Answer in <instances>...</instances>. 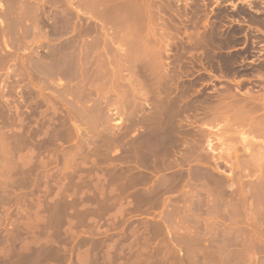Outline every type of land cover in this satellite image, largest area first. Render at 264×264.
<instances>
[{
  "label": "rangeland",
  "instance_id": "obj_1",
  "mask_svg": "<svg viewBox=\"0 0 264 264\" xmlns=\"http://www.w3.org/2000/svg\"><path fill=\"white\" fill-rule=\"evenodd\" d=\"M91 1L0 0V134L13 154L0 164V264H264V0H142L151 44L101 82L74 78L69 40L85 28L89 45L109 20L99 29L112 39L132 11ZM159 96L172 101L163 126L201 146L192 158L175 146L154 172L141 152L172 143L150 137Z\"/></svg>",
  "mask_w": 264,
  "mask_h": 264
},
{
  "label": "bare ground",
  "instance_id": "obj_2",
  "mask_svg": "<svg viewBox=\"0 0 264 264\" xmlns=\"http://www.w3.org/2000/svg\"><path fill=\"white\" fill-rule=\"evenodd\" d=\"M89 1H91V0H89ZM100 1H103V0H100ZM107 1V0H106ZM113 1L115 2V1H117V5H120V4H124L125 6H127L126 8H125V10L124 11H126V9H128L127 11L128 12H130V11H132V14H133V16H132V14L130 13H128V12H125V13H128V14H126V15H124V12L123 11H120L121 9H124V8H122V5H121V8H117V5L115 6V3H114V7H116L117 8V10L116 11H120L119 13H123V14H118L116 11H115V17L114 18H116V13L119 15V16H121V17H125V18H123V19H120L121 17H117L116 19H115V21H114V27H116L115 26V23H117V20H119L118 22H121V20H123L124 21V19H126L124 22H126L127 24H125V23H123V22H121V24H122V26H123V24H125V26H121L122 28H120V27H118L119 25V23H117V29H119V30H116L115 28H113L114 29V31H116L117 32V34H116V32H114L117 36L116 37H113L114 36V34H112V39L110 38H108V37H110L111 35H109L110 33H109V31L107 32V33H109L108 35H105V34H107V33H105L104 34V32H103V29H99V28H101V27H103L104 28V30L106 29V27H108V26H106L108 23H109V19L107 18V20H109L108 21V23H107V21H106V25H105V27L104 26H100L99 25V27L98 26H96V27H94L95 29H97L98 28V30H96L95 32L97 33V34H95L94 35V37L92 36V43L91 42H89V45H85V44H83L82 43V47L81 46H79V44H80V42H81V40L79 41L78 40V38L82 35L83 37H85L83 34H81L84 30H85V28H84V30L82 31V32H80V34H78V32L76 33V31L74 32L75 34L73 35V36H71V39L69 40L70 42H71V49H70V54H71V56L73 57V59H75V62H76V68H74V75H75V73H76V76L74 77V78H76V77H80V78H78V79H81V81H84V80H86L87 78H93V79H95L96 77H98V79L97 80H99L100 79V77H103V79H105V78H107L108 77V75H109V73H107L108 75H106V73H105V70H106V68H111L110 69V74L115 70V69H117V68H112V67H114V64L113 63H119V65L120 64H122V65H125V63L124 62H126V61H129L130 59H132V58H137L138 57V55L140 56V54L142 53V52H144V51H146L147 49H146V46H147V48L149 47L147 44H146V41H147V39H149V41H147V42H149L148 44H151L150 43V40H151V38H149V34L148 33H150V31L148 32V30H146V28H150L149 27V23H150V21H151V18H153V17H151V13L153 14V10H152V8H150V5L151 4H149V9L150 10H152L151 11V13H150V10L148 9V14H150V16L149 17H151V18H149L146 14H147V8L145 7V6H147L148 7V4L147 3H145L144 4V2L142 1V0H134V2L133 1H130L131 2V4H132V7L130 6V4H129V0L127 1V0H109V2H111V3H109V5L111 4L112 6H110V7H112L113 9H114V7H113ZM94 3H95V1H93ZM96 2H97V0H96ZM128 2V3H127ZM146 2V1H145ZM88 3V2H87ZM91 3H92V1H91ZM90 3V4H91ZM98 3V2H97ZM127 3V4H126ZM105 4L107 5V2H105ZM147 4V5H146ZM92 5H94L93 3H92ZM109 5L108 6H106V8H104V10L105 9H107L108 7H109ZM123 5V6H124ZM32 6H33V4H32ZM37 6V5H36ZM100 6V5H99ZM105 6V5H104ZM124 6V7H125ZM102 7V6H101ZM110 7L108 8V9H110ZM118 7H120V6H118ZM96 8V7H95ZM103 8V7H102ZM131 8V9H130ZM97 10H98V7L96 8ZM25 10H26V8H25ZM37 10V9H36ZM96 10V11H97ZM103 10V11H104ZM111 10V9H110ZM130 10V11H129ZM95 11V12H96ZM99 11H101V10H99ZM103 11H101V12H103ZM106 11H108V10H106ZM100 12V14L102 15V13ZM105 12V11H104ZM110 12H112V10L110 11ZM114 12V11H113ZM112 12V13H113ZM2 13H4V12H2ZM36 14V13H35ZM105 14H110V15H112L111 13H108V12H105ZM104 15V14H103ZM110 15H107L108 17L110 16ZM123 15V16H122ZM105 16L106 15H104V18H105ZM114 16V15H113ZM132 18H131V17ZM153 16V15H152ZM127 17H129V18H127ZM148 19H147V18ZM79 20V22H82L81 20V18H79V17H77ZM110 18V17H109ZM119 18V19H118ZM81 19V20H80ZM95 19H98V18H95ZM106 19V18H105ZM128 19H130V20H128ZM150 19V20H149ZM91 20V19H90ZM99 20V19H98ZM102 20V19H101ZM114 20V19H113ZM112 20V21H113ZM147 20H149L148 22H147ZM103 21V20H102ZM105 21V20H104ZM111 21V22H112ZM129 21H131V22H129ZM100 23H101V25H103V24H105L104 22H103V24H102V22L101 21H99ZM128 22H129V24H128ZM146 23H148L147 24V26L145 25ZM75 24H76V21H75ZM92 24H94V23H92ZM96 24V23H95ZM112 24V23H111ZM111 24H109V25H111ZM120 24V25H121ZM131 24V26H126V25H130ZM152 25H154V24H152ZM145 26H146V28H145ZM75 27V26H74ZM73 27V28H74ZM92 27V26H91ZM112 27V26H111ZM83 28V27H82ZM93 28V29H94ZM109 28H110V26H109ZM109 28H107L106 30H105V32L109 29ZM112 29V30H113ZM144 29L146 30V32H144ZM74 30V29H73ZM77 30V29H76ZM89 30V29H88ZM111 30V31H112ZM151 30V29H150ZM78 31V30H77ZM86 31V30H85ZM92 31H94V30H92ZM119 31V32H118ZM152 31V30H151ZM87 33H89L88 31H87ZM144 33H146V34H148V35H146V34H144ZM84 34H85V32H84ZM93 34H94V32H93ZM118 34H120V36L118 35ZM80 35V36H79ZM87 37L88 36H90V34L89 35H86ZM148 36V37H147ZM119 39H118V38ZM146 37H147V39H146ZM81 38V37H80ZM190 38V37H189ZM192 39V38H191ZM85 40V39H84ZM79 41V42H78ZM120 41H121V43L122 44H124V43H126L125 44V46L124 45H122L121 43H120ZM83 42H85V41H83ZM116 42H119V44L118 45H122V47L124 46L125 47V49H126V47L128 46V50L129 51H127V53L125 54V53H123V54H125V55H119V52L118 51H120L121 49H120V47H114V46H117V43ZM124 42V43H123ZM152 42V41H151ZM68 43V42H67ZM116 43V44H115ZM86 44H88V43H86ZM115 44V45H114ZM81 45V44H80ZM84 45V46H83ZM11 46V45H10ZM9 46V47H10ZM119 48L120 50H114V48ZM12 49V48H11ZM27 49V48H26ZM13 51H14V49H12ZM116 51V53H114ZM126 51V50H125ZM118 52V53H117ZM147 52V51H146ZM68 53V52H67ZM155 53V52H154ZM69 54V53H68ZM116 54V55H115ZM118 54V55H117ZM120 54H122V53H120ZM143 54V53H142ZM67 56V55H66ZM155 56V55H154ZM141 57V56H140ZM66 58H68V57H66ZM148 58V57H147ZM158 58V57H157ZM29 59V58H28ZM71 59V58H70ZM154 60V59H153ZM157 60V59H156ZM73 61V60H72ZM121 61H124L123 63H121ZM134 61V60H133ZM135 61H136V59H135ZM74 62V61H73ZM147 62V61H146ZM131 63V62H130ZM150 63V62H149ZM65 64V63H64ZM68 64V63H67ZM75 64V63H74ZM113 64V66H110V65H112ZM127 64V63H126ZM73 65V64H72ZM157 65V64H156ZM63 66V65H62ZM109 66V67H108ZM145 66V65H144ZM51 67V66H50ZM50 67H47V69L48 68H50ZM64 67V66H63ZM72 67V66H71ZM125 67V66H124ZM143 67V66H142ZM157 67V66H156ZM66 68V67H65ZM68 68V67H67ZM73 68V67H72ZM129 68H131V67H129ZM44 69H45V66H44ZM71 69V68H70ZM119 69V68H118ZM133 69V68H132ZM147 69V68H146ZM43 70V69H42ZM49 70V69H48ZM50 70H51V68H50ZM49 70V71H50ZM55 70V69H54ZM120 70H122V68L120 69ZM160 70V69H159ZM67 70L66 69H64V70H59L58 72L59 73H61V72H66ZM107 71V70H106ZM112 71V72H111ZM118 70H116V71H114L116 74L118 73L117 72ZM161 71V70H160ZM44 72V71H43ZM46 72H47V70H46ZM55 72V71H54ZM57 72V71H56ZM108 72H109V70H108ZM121 72V71H120ZM122 72H123V70H122ZM121 72V73H122ZM69 73H71V72H69ZM105 73V75L103 76V74ZM115 73H113V74H115ZM56 74V73H55ZM62 74V73H61ZM63 75V74H62ZM66 75V74H65ZM89 76V77H87V76ZM99 75H100V77H99ZM162 75V74H161ZM69 76V75H68ZM73 76V75H72ZM91 76V77H90ZM95 78H94V77ZM120 76H121V74H120ZM123 76V75H122ZM121 76V77H122ZM87 77V78H86ZM105 77V78H104ZM110 77H113L112 76V74L110 75ZM120 77V78H121ZM125 77V76H124ZM71 78V77H70ZM69 78V79H70ZM86 78V79H85ZM72 79V78H71ZM95 79V80H96ZM116 79H118V78H116ZM116 79H114V81L116 80ZM171 79V78H170ZM177 79V78H176ZM92 80V79H91ZM94 80V82L93 81H91V82H93L94 84H96V85H94V84H92V85H94V86H92L91 84H88V85H91V90H93L94 89V87L95 86H97V88L96 89H100V88H98V87H100V86H98L97 85V83H96V81ZM101 80V79H100ZM99 80V81H100ZM111 79H109V81H110ZM81 81H79V82H81ZM98 81V82H99ZM105 81V80H104ZM90 82V81H89ZM101 82V81H100ZM99 82V83H100ZM107 83H108V81H106ZM167 82V81H166ZM83 82H81V84H82ZM86 83V82H85ZM88 83V82H87ZM119 82H117L116 84H118ZM174 83V82H173ZM173 83H172V85H173ZM80 84V83H79ZM101 84V89H103L104 87H102V85L104 84L103 82L102 83H100ZM115 84V85H116ZM87 85V86H88ZM108 85V84H107ZM84 86V83H83V85L82 86H80V87H83ZM104 86V85H103ZM108 86H110V85H108ZM73 87V86H72ZM86 87V86H85ZM84 87V88H85ZM93 88V89H92ZM106 88H108L107 86H106ZM159 88H160V86H159ZM171 88V87H170ZM79 89V88H78ZM88 89V88H87ZM95 89V90H96ZM100 89V90H101ZM105 89V88H104ZM83 90V89H82ZM100 90H96V91H100ZM174 90V89H173ZM94 91V90H93ZM93 91H92V93H93ZM171 91H172V89H171ZM175 91V90H174ZM82 92V91H81ZM102 92V91H101ZM100 92V93H101ZM173 92V91H172ZM97 93V92H96ZM99 94V93H98ZM160 95V94H159ZM91 96V95H90ZM164 97H166V96H164ZM163 96H159V104L157 105V106H159V108L161 107V108H163V106L164 105H167V104H169V103H171L172 104V101L171 100H169V99H171V98H164ZM176 97V96H175ZM256 98V97H255ZM175 99V98H174ZM239 99V98H238ZM250 99H252V97L250 98ZM173 100V99H172ZM255 100V99H254ZM178 101L179 100H173V103L175 104V103H178ZM225 102V101H224ZM241 102V101H240ZM142 103V102H141ZM140 103V104H141ZM167 103V104H166ZM179 103H180V101H179ZM247 104V103H246ZM95 105H97V103L95 104ZM100 105H102V104H100ZM155 105V106H156ZM98 106V108H99V105H97ZM141 107V106H140ZM247 107V106H246ZM145 108V107H144ZM161 108H160V112H159V114L155 117V114L153 115L155 118H153L154 119V122H155V124H154V128H153V134H152V136H150V137H154L153 139H159V140H161L162 142L164 141V140H166V139H169L170 137L172 138V140L171 139H169V140H171L170 142H172V143H170L168 146H164V144H162L163 146H161V147H159V146H157V148L158 149H155V148H151V150H150V148L149 147H151V146H148V148L149 149H147V148H145V150H147V152H145V150L144 149H142V150H144L143 152H141L143 155H145L146 156V158H145V161H149L148 159H150V164H147L146 166L147 167H151V165L153 166V163L154 162H157V161H160L161 163L163 162V161H165L166 159H167V156H170V154H171V152H173V149H174V147L175 146H177V145H181V146H183V155L181 154V156H183V158H187V156H191V158H192V156L193 157H195L197 154H198V150L197 149H195V148H197V147H200L199 145L197 146V144L195 143V144H193V145H191V144H189L188 143V141H186V134L185 133H183L182 131V129L184 128H182V129H180V127H178V125H174V123H173V126H171V125H169L170 127H168L166 124H164V126H163V123L165 122L164 121V119H166L164 116L166 115V114H163V112L161 113ZM175 108V107H174ZM258 108V107H257ZM165 109H167V108H165ZM163 110H164V108H163ZM209 110V109H208ZM252 111V110H251ZM173 112V111H172ZM179 112V111H178ZM165 113V112H164ZM169 114V113H168ZM151 116H152V114H151ZM175 116V115H174ZM179 116V115H178ZM212 116V115H211ZM170 117V118H169ZM168 118V120H173L174 121V117L172 116H169ZM213 117V116H212ZM252 117V116H251ZM146 118V117H145ZM190 118V117H189ZM142 119V118H141ZM185 119V118H184ZM199 119V118H198ZM197 119V120H198ZM168 120H166V121H168ZM171 120L170 121H168L169 122V124L171 123ZM187 120V119H186ZM164 121V122H163ZM172 121V122H173ZM182 122V121H181ZM192 122L193 123H195L193 120H192ZM123 123V122H122ZM186 123V122H185ZM191 123V122H190ZM255 123V122H254ZM254 123H253V125H254ZM264 123V122H263ZM192 124V123H191ZM192 125H194V124H192ZM255 125H257V124H255ZM165 126H167L168 128H166ZM187 126V125H186ZM259 126V125H258ZM262 126H264V125H262ZM261 126V127H262ZM257 127V126H256ZM147 128V127H146ZM194 128V127H193ZM211 128V127H210ZM145 129V128H144ZM261 129V128H260ZM21 130V129H20ZM19 130V131H20ZM262 131V130H261ZM195 132V131H194ZM196 132H200V133H202V134H204L205 136L207 135V132H205L204 130L203 131H201V129L198 131H196ZM21 134V133H20ZM209 134V133H208ZM213 134V133H212ZM186 135V136H185ZM199 135H201V134H199ZM217 135V134H216ZM219 135V134H218ZM2 135L0 134V164H1V167L4 169V171H6L5 170V165L7 166V167H9V164H7V162H5V158H6V151L8 152V146H7V144L5 143V141H4V139H3V136L1 137ZM189 136H190V134H189ZM192 136V135H191ZM194 136V135H193ZM196 136V135H195ZM197 138H198V136H196ZM204 137V136H203ZM127 138V137H126ZM135 138H137V137H135ZM193 139V138H192ZM199 139V138H198ZM136 140V139H135ZM142 140V139H141ZM145 140V139H144ZM189 140V139H188ZM214 140V139H213ZM195 141V140H194ZM210 141V140H209ZM210 143H212L211 141H210ZM133 144V143H132ZM141 144V143H140ZM149 144V143H148ZM191 145V146H190ZM138 146V145H137ZM190 146V147H189ZM206 146H207V144H206ZM212 146V145H211ZM210 146V147H211ZM18 147V146H17ZM141 147V146H140ZM156 147V146H155ZM216 147V146H215ZM142 148V147H141ZM190 148V152H189V149ZM138 149V148H137ZM154 149V150H153ZM177 149V148H176ZM175 149V150H176ZM201 149V148H200ZM216 149V148H215ZM149 150V151H148ZM180 150V149H179ZM178 150V151H179ZM188 150V151H187ZM197 150V151H196ZM203 150V149H202ZM177 151V150H176ZM211 151V150H210ZM219 151V150H218ZM221 151V150H220ZM224 151V150H223ZM248 151V150H247ZM133 152V151H132ZM162 152V153H161ZM164 152V153H163ZM175 152V151H174ZM191 154L192 153V155H190L189 153ZM228 152H230V150L228 151ZM227 152V153H228ZM237 152V151H236ZM9 154H10V156H12L13 154H12V152H11V150H9V152H8ZM137 153V151L135 150V153L134 154H136ZM179 153V152H178ZM187 153L189 154V155H187ZM197 153V154H196ZM231 153V152H230ZM233 153V152H232ZM139 154V153H138ZM173 155H174V153H172ZM209 154V153H208ZM214 154V153H213ZM130 155V154H129ZM159 155L161 156V155H163V157H161V158H158L159 157ZM176 155V154H175ZM180 155V154H179ZM199 155V154H198ZM217 155V154H216ZM230 155V154H229ZM237 155H238V153H237ZM201 156V155H200ZM226 156V155H225ZM144 157V156H143ZM165 157V158H164ZM176 157H177V155H176ZM179 157V156H178ZM232 157V156H231ZM134 158V157H133ZM181 158V157H180ZM233 158V157H232ZM237 158V157H236ZM239 158V157H238ZM139 159V158H138ZM160 159V160H159ZM176 159V158H175ZM174 159V160H175ZM174 160H171V161H173L174 162ZM203 160V159H202ZM206 160H207V158H206ZM220 160V159H219ZM179 161V160H178ZM255 161V160H254ZM167 162H170V161H167ZM177 162V161H176ZM189 162V161H188ZM138 163V162H137ZM145 163H147V162H145ZM149 163V162H148ZM161 163H159L160 165H161ZM203 163V162H202ZM220 163V162H219ZM141 164V163H140ZM139 164V165H140ZM157 164V163H156ZM158 164V165H159ZM163 164H164V162H163ZM176 164H179V162L178 163H176ZM175 164V165H176ZM157 165V166H158ZM169 164H167V166H168ZM174 165V163H172V166ZM141 166H142V164H141ZM171 166V167H172ZM154 167V172L156 171V168H155V166H153ZM162 167H164V165H162ZM177 168H178V166H176ZM129 168V167H128ZM132 168V167H131ZM152 168V167H151ZM159 168H160V166H159ZM7 169V168H6ZM9 169H10V167L8 168V171H9ZM130 169V168H129ZM158 169V168H157ZM172 169V168H171ZM149 170V169H148ZM159 170V169H158ZM157 170V171H158ZM170 170V169H169ZM128 171V170H127ZM167 171V170H166ZM165 171V172H166ZM183 171V170H182ZM20 172H21V174H25L26 172L28 173V168H24V169H22V170H20ZM160 172V171H159ZM177 172V171H176ZM179 172H180V169H179ZM137 173V172H136ZM152 173H153V171H152ZM161 173H163V172H161ZM175 173V172H174ZM173 174V173H172ZM178 174V173H177ZM204 174V173H203ZM167 175V174H166ZM169 175V174H168ZM132 176V175H131ZM162 176V175H161ZM163 178V177H162ZM164 179H166V178H164ZM170 179V177L169 178H167V180H169ZM138 180V179H137ZM136 180V181H137ZM145 180V179H144ZM127 181V180H126ZM140 181V180H139ZM161 181H162V179H161ZM164 181V180H163ZM169 181H171V180H169ZM128 182H130V181H128ZM164 182H166V181H164ZM105 183V182H104ZM170 183V182H169ZM130 184V183H129ZM182 184V183H181ZM147 186V185H146ZM154 186V185H153ZM160 186V185H159ZM161 186H163V185H161ZM150 188V187H149ZM153 188V187H152ZM121 189V188H120ZM102 190V189H101ZM100 190V191H101ZM114 190H116V189H114ZM104 191V190H103ZM113 192V191H112ZM119 192V191H118ZM155 192V191H154ZM116 193V192H115ZM227 193V192H226ZM120 194V193H119ZM157 194V193H156ZM103 195V194H102ZM112 195H113V193H112ZM93 196V195H92ZM97 196V195H96ZM114 196V195H113ZM145 196V195H144ZM104 197V196H103ZM115 197V196H114ZM153 197V196H152ZM157 197V196H156ZM260 198V197H259ZM141 199V198H140ZM146 199V198H145ZM147 199H149V198H147ZM115 200V199H114ZM117 201H118V199H117ZM232 203V202H231ZM107 205V204H106ZM117 209V208H116ZM89 210V209H88ZM120 211H122V208H121V210ZM119 211V212H120ZM117 212V211H116ZM118 212V213H119ZM229 212V211H228ZM87 213V212H86ZM89 213V212H88ZM94 213V212H93ZM179 213V212H178ZM87 215V214H86ZM92 215H94V214H92ZM91 215V216H92ZM111 215H112V213H111ZM118 215V214H117ZM117 215L116 216H114V214H113V216L114 217H117ZM120 215V214H119ZM118 215V216H119ZM126 215V214H125ZM98 217V216H97ZM112 217V216H111ZM121 219V218H120ZM95 221H97V220H95ZM117 221V220H116ZM171 221V220H170ZM115 222V221H114ZM126 222V221H125ZM116 223V222H115ZM124 223V222H123ZM126 224V223H125ZM124 224V225H125ZM113 226V225H112ZM255 226V225H254ZM128 227V226H127ZM119 228H120V226H119ZM119 228H118V230H119ZM108 229V228H107ZM115 229V228H114ZM128 229V228H127ZM133 230V229H132ZM247 230V229H246ZM96 231H98V230H96ZM106 231V230H105ZM129 231V230H128ZM131 231V230H130ZM135 231V230H134ZM90 232H91V230H90ZM107 233V232H106ZM129 234V233H128ZM134 234H135V232H134ZM97 235H98V233H97ZM119 236V235H118ZM111 238V237H110ZM146 238V237H145ZM103 240V239H102ZM149 240V239H148ZM188 241V240H187ZM130 242H132V240L130 241ZM194 242V241H193ZM112 243V242H111ZM111 243H110V245H111ZM188 243V242H187ZM244 244V243H243ZM113 245V244H112ZM111 245V246H112ZM132 245L134 246V243H132ZM110 246V247H111ZM144 246V245H143ZM193 246V245H192ZM35 247V246H34ZM109 247V248H110ZM115 247V246H114ZM106 248V247H105ZM26 249V248H25ZM111 249H113V247H111ZM126 249V248H125ZM142 249V248H141ZM169 249V248H168ZM34 250V249H33ZM110 250V249H109ZM120 250V249H119ZM127 250H130V249H127ZM29 251V250H28ZM112 251V250H111ZM123 251V250H122ZM144 251H145V249H144ZM169 251H170V249H169ZM35 252V251H34ZM88 252V251H87ZM117 252V251H116ZM119 252V251H118ZM107 253H109V252H107ZM106 253V254H107ZM120 253H121V251H120ZM125 253V252H124ZM123 253V254H124ZM129 253V252H128ZM167 253V252H166ZM30 254V253H29ZM35 254V253H34ZM119 254V253H118ZM85 255H86V253H85ZM89 257H90V254H87ZM125 255H126V253H125ZM41 256V255H40ZM94 256H96V255H94ZM94 256H91L89 259L90 260H88V257L86 258V260H88L89 262L91 261V258L92 257H94ZM105 256V255H104ZM111 256V255H110ZM131 256V255H130ZM141 256V255H140ZM42 257V256H41ZM83 257H85V256H83ZM103 258V257H102ZM33 259V258H32ZM31 259V260H32ZM37 259V258H36ZM39 259V258H38ZM41 259V258H40ZM85 259V258H84ZM94 259V258H93ZM92 259V260H93ZM97 259V258H96ZM95 259V260H96ZM117 259H119V258H117ZM128 259V258H127ZM145 259V258H144ZM83 260V259H82ZM106 260V259H105ZM108 260H110V259H108ZM188 260V259H187ZM36 261V260H35ZM38 261V260H37ZM112 261V260H111ZM83 262V261H82ZM86 262V261H85ZM104 262V261H103ZM117 262V261H116ZM148 262V261H147ZM87 263V262H86ZM99 263V262H98ZM106 263H109L108 261L106 262ZM125 263V262H124ZM150 263V262H149ZM84 264V263H83ZM90 264V263H89ZM93 264V263H92ZM113 264H114V262H113ZM122 264V263H121ZM146 264V263H145Z\"/></svg>",
  "mask_w": 264,
  "mask_h": 264
}]
</instances>
